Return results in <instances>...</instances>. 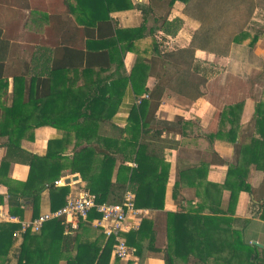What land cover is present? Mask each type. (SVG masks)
Instances as JSON below:
<instances>
[{"label": "crops", "instance_id": "0c3cea01", "mask_svg": "<svg viewBox=\"0 0 264 264\" xmlns=\"http://www.w3.org/2000/svg\"><path fill=\"white\" fill-rule=\"evenodd\" d=\"M107 1L111 7L108 14L102 0H4L0 2V11L4 13V22L13 19L20 37H11L10 44L26 49L21 55L26 61L30 59L31 48H51L55 51L51 58L60 62L64 61L65 48L86 52L88 59L85 58L77 70L67 73L74 83L69 94L102 95L107 102H102L100 108L115 110V113L108 121H99V133L102 138H119L120 143L130 138L122 130L128 126L131 110L141 100H149L145 96H149L155 83L152 70L145 67L153 58H159L158 50L170 52L191 46L202 28L198 17L201 9L197 8V0H190L188 7L180 0L173 3L171 0ZM218 1L211 0V3ZM232 5L239 6L237 11H232L234 29L238 24L239 28L243 25L241 30L245 37L238 42L225 37L219 39V44L229 47L223 55L201 49L198 47L201 43L195 47L193 67L206 78L205 94L188 101L168 88L158 106L148 108V134L139 141L155 149L160 161L158 174L167 169L162 208H136L142 211L131 218L136 227L123 238L126 241V235L136 231L142 220L151 222L148 235L138 244V251L130 247L132 253L127 259H116L111 252L108 261L101 264H166L167 259L170 264H246L250 252L246 246H255L254 253L259 256L264 253V220L260 218L264 202V116L255 113L256 110L264 112V0H234ZM244 7L252 8L249 17L240 16V10L246 14ZM164 22H178L176 33L165 31ZM119 31L130 34L119 40ZM254 38L256 41L252 44ZM125 47L129 49L124 53ZM137 63L143 66L135 76L138 93L130 80ZM7 80L9 86L0 95V121L3 109L12 103L9 74ZM56 93L61 94L54 90L53 94ZM60 105V99L55 96L50 106L42 103L36 109L39 112L43 106L48 112L59 110ZM36 121L28 123L27 127L33 128L18 140L20 150L44 157L50 141L65 140L64 150L59 154L64 158V169L57 180L61 183L56 186L69 187L65 204L68 196L89 193L85 189L86 182L79 173L72 174L69 166L76 151L87 145L86 139H77L73 133L46 123L34 127ZM5 142L7 137L0 136V164L6 154ZM101 158L102 155H96V159ZM118 165L136 167L133 161L120 158ZM234 173L245 176L250 193L237 190L238 179ZM28 174L29 167L16 161L10 163L5 175L0 177V225L19 226L12 234L11 245L4 248L6 255H0V264H18L27 231L35 236L30 247L40 242L43 252L47 251L46 242H41L42 227L38 232L24 228L41 215L53 212L49 189L39 193L36 207L31 199L21 197L23 190L19 184L26 182ZM71 176L78 179L64 184V179ZM10 191L19 197L18 207L9 205ZM127 193L132 194L134 202L135 195L128 188L120 202L106 203L120 204ZM97 218L81 219L76 228L60 219L64 230L57 264H69V260L76 264L77 256L81 255L79 244L91 247L88 253L84 254L85 249L82 253L87 257L84 264L92 259H95L93 264L98 262L109 240L92 225ZM205 223L208 225L204 237ZM35 262L38 264L39 260Z\"/></svg>", "mask_w": 264, "mask_h": 264}, {"label": "trees", "instance_id": "16d2710c", "mask_svg": "<svg viewBox=\"0 0 264 264\" xmlns=\"http://www.w3.org/2000/svg\"><path fill=\"white\" fill-rule=\"evenodd\" d=\"M3 1L0 0L1 3ZM174 1L177 0H171V3ZM180 1L187 3V7L188 3H190V0ZM233 1L219 0L218 2L211 3V0H197V8L201 9L200 16L198 17L202 20V28L199 29L193 38V43L187 49L170 52H158V50L157 54L159 58H153L150 61V65L145 67L152 70L155 83L149 91V100H141L140 104L131 110L128 126L122 130V133L126 132L130 135V138L124 139L120 143L119 138H102L99 133L101 128L98 125L99 121H108L115 113V110L100 108L102 102H107V100L103 99L102 95L96 94L84 97L83 95L74 94L71 96L69 94L74 83L68 79L67 73L69 70H77L79 65H82L83 60L85 58L88 59L86 52L65 48L62 53L64 61L60 62L55 60V58H51V54L55 53L51 48H31L32 51L28 54L30 59L26 61L24 58H21L26 49L10 44L11 37H20L14 29L13 19L9 22H4L2 19L5 17L4 13L1 14L0 95L9 86L7 80L9 74L12 78V103L9 108L3 109L4 116L0 121V136L7 137V142L4 143L6 154L0 164V177L5 175L10 163L20 161L29 167L26 182L19 184L23 190L21 191L23 199H31L36 207L39 193L44 189H49L51 211L56 212L65 205V197L70 191L69 187H57L54 184L62 176V170L64 169L62 163L64 158L59 154L60 151L64 150L63 145L65 140L50 141L47 154L44 157L26 154L18 146V140L22 134L28 129L33 128V126L31 128L27 127L28 123L32 120H37L34 123V127L46 123L70 134L73 133L77 139H86L87 145L78 152L76 151L69 166L72 174L79 173L82 181L86 182L85 189L95 196L97 203L120 202L123 193L129 188L135 195V208L161 209L165 191L164 183L168 177L167 169L158 174L157 169L160 161L155 149H150L147 143L139 141L148 134L146 128L150 124L147 116L148 108L150 106L151 110L152 108L155 109L165 89L168 88L173 90L179 97H183L188 101H194L205 94L206 78L205 76L201 77L196 68L193 67L195 47L201 43V46L198 45L201 49L223 55L228 52L229 47L228 45L219 44V39L225 37L226 40L234 39L231 42H238L245 37V33L241 30L244 27L243 25L239 28L238 24L235 26L236 30L234 29L232 11H237V7L239 6L232 5ZM241 1L243 2L244 0ZM102 2L106 3L107 8L105 11L108 14L111 8L110 4L107 0H102ZM189 6L191 5L189 4ZM247 7L249 8L250 5ZM248 8L244 7L247 10L245 15L240 10L242 18L249 17L251 14L252 8L250 10ZM178 28V22L163 23V29L173 32L172 34H175ZM129 34L130 32L128 31H119V40ZM112 35L113 31L111 30ZM255 41L256 38L252 40V44ZM126 49L128 50L129 47L123 48L124 53ZM107 56L108 54L106 53ZM142 67L141 64L137 63L130 76L133 90L136 93H138V85L136 84L135 76ZM85 69H88L87 65ZM54 90H59L61 94H53ZM55 96L62 103L59 110L51 109L47 112L46 108L43 110L42 106V109L40 108L39 112H37L36 107L39 104L43 103L44 106H50L55 102ZM55 113H58V115L55 116ZM229 113L233 114V111ZM255 113L257 116H264L263 111L256 110ZM259 122L257 119L256 123ZM98 154L102 155L101 159H96V155ZM119 158L133 161L136 167L117 166ZM234 175L238 179L236 182L237 190L250 193L251 187L245 183V176L239 173H234ZM10 192V207H18L20 205L19 197L12 193V191ZM261 210L260 218L264 220V202ZM94 217H100V215L92 211V214L87 219L92 220ZM207 225L208 223H205L203 227L204 237L206 236L205 227ZM18 227L15 224L0 225V255H6L7 249L4 250V248L11 245L10 239ZM150 228L151 222L142 220L136 231L126 235V244L129 247H135L138 251V244L148 235ZM63 230L64 226L61 220L58 219H53L43 224L40 235L42 236L41 242H46L44 244L47 249L45 253L42 250L40 242L36 243L34 248L30 247V244L35 241V236L29 234L30 232L27 231L18 256V264H36V259L39 260L38 264H57L58 260L56 256H60L61 254ZM108 240L96 264L108 261L114 244L112 239ZM241 248H244V244L241 245ZM246 248L250 250L246 264H264V253H262V256L255 254V246L249 245ZM84 249L86 250L84 254H86L91 250V247L88 248L82 244L78 245V252L81 255L77 256L76 264H84V261H86L87 257L82 254L85 251ZM43 254L44 257L41 256ZM94 260L92 259L89 264H93ZM68 262L69 264H73L71 260ZM166 264H170L168 259L166 260Z\"/></svg>", "mask_w": 264, "mask_h": 264}, {"label": "built area", "instance_id": "2783aa9c", "mask_svg": "<svg viewBox=\"0 0 264 264\" xmlns=\"http://www.w3.org/2000/svg\"><path fill=\"white\" fill-rule=\"evenodd\" d=\"M148 97V96H145ZM61 181H55L59 185ZM96 212L100 215L92 222L95 228L102 231L107 239H112V256L123 260L131 256L132 249L126 244L123 235L133 230L136 226L131 223V218L139 216L142 211L134 206L133 196L127 193L125 199L120 204H99L94 195L82 193L78 196H68L63 208L56 212L41 215L37 220L25 225L24 228H30L38 232L42 225L52 219H63L66 225L72 228L77 227V222L81 219L86 220L90 212Z\"/></svg>", "mask_w": 264, "mask_h": 264}, {"label": "water", "instance_id": "95a60500", "mask_svg": "<svg viewBox=\"0 0 264 264\" xmlns=\"http://www.w3.org/2000/svg\"><path fill=\"white\" fill-rule=\"evenodd\" d=\"M78 179V177L77 176H71V177H68V178H65L64 179V184H69V183H71V182H73V181H76ZM255 245H257L256 243H254Z\"/></svg>", "mask_w": 264, "mask_h": 264}, {"label": "rangeland", "instance_id": "374dc122", "mask_svg": "<svg viewBox=\"0 0 264 264\" xmlns=\"http://www.w3.org/2000/svg\"><path fill=\"white\" fill-rule=\"evenodd\" d=\"M1 13H2V12L0 11V15H1Z\"/></svg>", "mask_w": 264, "mask_h": 264}]
</instances>
